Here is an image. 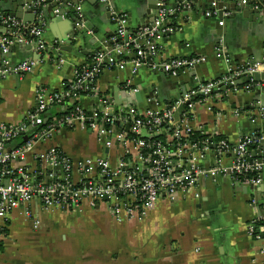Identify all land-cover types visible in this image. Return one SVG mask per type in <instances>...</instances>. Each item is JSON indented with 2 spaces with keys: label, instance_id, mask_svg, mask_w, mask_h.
I'll return each mask as SVG.
<instances>
[{
  "label": "crops",
  "instance_id": "0c3cea01",
  "mask_svg": "<svg viewBox=\"0 0 264 264\" xmlns=\"http://www.w3.org/2000/svg\"><path fill=\"white\" fill-rule=\"evenodd\" d=\"M54 1L47 0L39 8L35 7L38 17L28 25L45 24L44 50H39L33 36L25 33L26 37L25 34L23 37L28 42L15 43L8 55L0 52V67L5 61L11 67L25 60L37 63L31 74L11 73L6 78H0V124L24 123L37 106L36 92L39 88H66L78 67L90 63L97 53L112 50L115 36H108L113 32L116 35L117 31L113 12L127 16L128 28L137 31L146 7V0H80L77 6L69 4L71 12L58 21ZM167 1L171 6L166 7L173 12L169 24L176 31L161 40L159 60L202 56L206 61L195 69L182 71L175 81L172 80L174 77L164 72L147 68L132 75L131 65L107 70L97 84L101 96L114 100L115 104L116 100H122V106L129 105L143 111L150 108L147 99L153 91H157L158 104L152 107L162 108L192 91L199 83L222 82L232 71L264 59V0H257L252 7L260 10L258 15L246 13L248 17H244L242 12L234 13L228 8L220 35L217 30L219 15L206 7V0H200L186 12L180 9L176 0ZM234 1L238 5L248 2ZM223 2L229 3L230 0ZM60 3L64 4V1ZM43 7L47 8L45 16ZM0 10L4 16H9L5 13L2 0ZM75 13L78 18H75ZM77 24L84 27L80 28ZM73 25L82 31L75 34ZM9 29L2 22L0 35L9 33ZM71 39L75 40L72 44L69 43ZM109 41L114 42L112 49L108 48ZM220 44L224 52L221 58L217 56ZM57 47L61 50L58 51ZM245 79L244 76L237 78L238 81ZM247 81L227 91L214 93L206 105L197 102L195 123L204 128L205 134L225 136L232 144L247 134H264V79L256 81L250 91L245 90ZM134 89L139 91L126 93ZM117 90L120 99L115 100ZM79 104L87 111L101 109L99 98L95 96H83ZM116 106V109L121 107ZM66 109L69 107L50 108L43 116L44 121L51 123L58 120ZM58 128L50 139L38 143L28 155L26 165L30 169L38 167L43 172L47 171L46 167L50 170L47 166L42 169L36 156L51 147L62 150L76 167L86 159L96 158H106L116 167L125 154L122 146L116 142L107 146L104 139L98 140L97 135L85 127ZM121 128L119 124L113 127L114 133H119ZM23 142L22 138L15 140L11 147ZM137 153L132 152L129 160L139 163ZM198 165L205 169L214 167L215 153H207ZM261 177L263 184L258 188L232 177H203L195 191L200 194L199 198H195L193 193L179 195L174 203L161 198L144 220L126 221L129 224L125 229L142 231V237L139 240L130 237L115 245L81 237L63 235V238L54 227V220L59 217L69 216L77 222L86 223L93 222L97 216L112 218L105 205L92 206L85 201L75 210H44L35 201L30 210L41 221L37 230L20 205L11 212L0 238V264H264V227L260 230V240L248 234L250 222L256 219L259 209L264 206V172Z\"/></svg>",
  "mask_w": 264,
  "mask_h": 264
},
{
  "label": "built area",
  "instance_id": "2783aa9c",
  "mask_svg": "<svg viewBox=\"0 0 264 264\" xmlns=\"http://www.w3.org/2000/svg\"><path fill=\"white\" fill-rule=\"evenodd\" d=\"M237 1L255 3L257 0ZM45 3L47 0H39L35 7L39 8ZM161 6L155 22L137 31L128 28L127 16L113 12L117 31L112 50L97 53L90 63L78 67L66 88H39L36 92L37 106L24 123L0 124V238L11 212L20 205L24 207V215L33 223V228H40V219L30 210V205L35 201L44 210H75L85 201L92 206L105 205L111 217L123 223L144 220L163 197L172 203L179 195L193 193L195 198H199L200 194L195 191L203 177H232L253 186L262 183L264 165L252 162L250 149L264 141V134H247L236 144L226 139L215 143L211 138L198 142L191 137L194 132L205 133L204 128L195 123L194 108L197 102L206 105L222 83L230 80L234 83L233 80L242 76L248 80L245 90L250 91L256 83L255 74H264V59L238 68L222 82L199 83L192 91L180 95L162 108L152 107L158 104L157 91L150 94L147 99L150 108L143 111L129 105L116 109L114 100L99 94L97 84L107 70L131 65L132 75L147 68L177 77L182 71L195 69L206 61L202 56L159 60L161 40L176 31L169 24L173 12L166 7V0L162 1ZM0 19L11 29L9 33L0 35V50L5 55L10 53L15 43L28 42L26 34L33 36L39 50L45 49L44 23L28 26L15 17L4 16L1 10ZM77 25L84 27L83 24ZM222 46L220 44V48H217L220 58L224 56ZM226 62L229 63L228 58ZM60 63L63 64L64 60L61 59ZM36 65L34 60H25L11 67L5 61L4 66L0 67V78H6L11 73L31 74ZM138 91L127 90L126 93L135 94ZM83 96L99 98L101 109L87 111L81 107L79 103ZM57 106L71 109H66L63 116L46 128H34L44 125V114ZM208 110L211 111L212 107L209 106ZM118 124L122 128L119 133H114L113 127ZM75 125L89 129L97 135L98 140L104 139L109 147L115 142L122 146L125 154L120 164L114 167L108 159L96 158L86 159L76 167L67 154L58 147H51L36 156L37 164L42 169L43 166L49 167L50 170L44 168L48 172H41L38 167L32 170L26 165L28 155L38 143L50 139L60 126ZM145 132L147 137H144ZM23 136L28 137L26 142L11 147L15 140L23 139ZM160 136L166 139H158ZM132 152H138L136 158L139 163L129 160ZM210 152L215 153V166L208 169L200 167L199 161ZM254 204L257 206V203ZM261 223H264V206L249 224L248 234L255 240L261 239L260 230L264 227Z\"/></svg>",
  "mask_w": 264,
  "mask_h": 264
},
{
  "label": "water",
  "instance_id": "95a60500",
  "mask_svg": "<svg viewBox=\"0 0 264 264\" xmlns=\"http://www.w3.org/2000/svg\"><path fill=\"white\" fill-rule=\"evenodd\" d=\"M39 0H2L3 2V6L5 8V13L8 14L11 17H15L19 20H22L24 22V24L29 25L34 23V21L37 19L38 14L36 13V9H35V4L38 2ZM163 0H146V7H145V13H142V18H141V24L139 25L140 28H146L151 26L156 18L159 15L160 10L162 9L161 3ZM178 2L179 7H181L180 9L183 11H188L189 8L194 7L195 5H197L200 0H176ZM72 5V6H77L78 4H80V0H64V4H61L59 1H54L53 2V7H55L58 12L56 13V18L61 19L66 13H70L71 10L68 9V5ZM255 3L254 2H250L248 1L247 4H242V5H238L236 1L234 0H230L229 3L223 2V0H206V7H210V11L213 12H217L219 17H218V22H217V30H219V35L222 33L220 32L222 29L221 27L224 26L223 20H224V14L226 13V10L228 8H231L232 11L235 13V11L237 12H242L243 16H246V13H250L251 15H258L260 14V10L259 9H253V5ZM166 5L169 7L171 6L170 1L166 2ZM47 8L43 7V16H45V11ZM49 9H52L49 7ZM28 15V16H25ZM75 18H78V14H74ZM248 17V16H246ZM257 18V17H256ZM74 20H72L71 22H73ZM221 22L223 23V25H221ZM28 23V24H27ZM38 23H36L35 25H37ZM0 26H2V22L0 19ZM4 27L8 28L6 24H4ZM73 28L76 30L75 34H78V32L82 31L80 28H78L76 25H73ZM10 30V29H9ZM114 37L115 33H111L108 37ZM75 40L71 39L69 40V43L72 44ZM114 44V42L109 41V49H112V45ZM2 52V51H0ZM252 64H254V62H252ZM221 77V76H219ZM255 80L257 82H260L261 79H264V74L263 73H256L255 74ZM179 78H173L172 80H178ZM181 79V78H180ZM232 80L228 81L227 83H222L220 85V88L218 90H215L213 93H216L218 91L223 92V91H227L229 89H232L234 87H237L239 85H241L242 83H244L245 80L242 81H238L237 79L233 80L234 83L231 82ZM119 90L116 91L115 93V100L118 99L120 97V95H118ZM120 99V98H119ZM122 99V98H121ZM124 102L121 101H117L116 100V104H118L119 106H122ZM130 128V125L127 126V129ZM28 139L27 136H23V141L26 142ZM250 153L252 155V162L257 161L256 163L259 164H263L264 165V141H261V143L258 146H252L250 149ZM264 172V170H263ZM262 172V173H263ZM262 175V174H261ZM263 184V182L258 185V186H253V188H258ZM252 187V186H251ZM262 238V237H261Z\"/></svg>",
  "mask_w": 264,
  "mask_h": 264
},
{
  "label": "rangeland",
  "instance_id": "374dc122",
  "mask_svg": "<svg viewBox=\"0 0 264 264\" xmlns=\"http://www.w3.org/2000/svg\"><path fill=\"white\" fill-rule=\"evenodd\" d=\"M100 213L104 214V211ZM72 217L56 218L55 228L63 235L69 238H85L87 240H99L107 242L108 245L129 240L134 237L139 240L142 237V231H129L127 222H114L112 218H102L97 216L93 222H77ZM127 228V229H125ZM64 238V237H63Z\"/></svg>",
  "mask_w": 264,
  "mask_h": 264
},
{
  "label": "trees",
  "instance_id": "16d2710c",
  "mask_svg": "<svg viewBox=\"0 0 264 264\" xmlns=\"http://www.w3.org/2000/svg\"><path fill=\"white\" fill-rule=\"evenodd\" d=\"M235 71H232L231 72V75L234 73ZM69 109H71V107H69ZM65 112L66 111H62V114H60L61 116H63L64 114H65ZM50 124V122L48 123V122H46L44 125H41V126H35L34 128H46L48 125ZM209 138H211L212 139V141H214L215 143H217V142H219V141H221V140H228L227 139V137H225V136H222V135H216V136H211V135H208V134H202V133H200V132H194V134L192 135V137H191V139L193 140V141H202V140H204V139H209ZM21 139V138H20ZM158 139H162V140H165L166 139V137H162V136H160V137H158ZM261 224H263L264 225V223H261Z\"/></svg>",
  "mask_w": 264,
  "mask_h": 264
}]
</instances>
